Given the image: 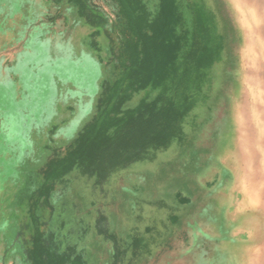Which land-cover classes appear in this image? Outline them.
I'll return each instance as SVG.
<instances>
[{
	"label": "rangeland",
	"instance_id": "374dc122",
	"mask_svg": "<svg viewBox=\"0 0 264 264\" xmlns=\"http://www.w3.org/2000/svg\"><path fill=\"white\" fill-rule=\"evenodd\" d=\"M145 1L156 10L159 0ZM222 4L232 24L229 64L211 71L208 100L191 114L185 144L117 172L103 186L75 170L68 186L57 188L54 213H42L47 226L86 249L91 264L111 259V243L91 229L101 209L121 238L157 226L168 245L172 235L162 222L169 211L160 202L178 209L182 227L172 248L160 254L154 246L145 264H264V0ZM91 5L109 29L114 6ZM56 14L67 21L54 22ZM93 30L67 0L58 7L49 0H0V264L22 262L18 235L28 221L27 197L52 155L48 147L68 146L96 115L100 82L113 77L114 64L99 63L89 48ZM101 40L109 59L111 45ZM70 107L77 112L51 142L50 130L71 118Z\"/></svg>",
	"mask_w": 264,
	"mask_h": 264
},
{
	"label": "trees",
	"instance_id": "16d2710c",
	"mask_svg": "<svg viewBox=\"0 0 264 264\" xmlns=\"http://www.w3.org/2000/svg\"><path fill=\"white\" fill-rule=\"evenodd\" d=\"M57 7L64 0H49ZM115 9L109 29L99 17L92 0H67L79 18L94 27L89 48L99 63L114 64L112 79L100 82L97 113L67 147L49 146L52 155L39 170L38 186L27 197L28 218L19 231L23 246L21 264H91L87 251L70 241V235L47 226L43 212L54 213L52 203L58 186L67 187L75 171L103 186L117 172L142 161H154L158 152L187 141L188 120L196 107L208 100L211 71L217 63L228 66L226 56L233 38L232 24L224 18L223 0H159L156 10L145 0H108ZM62 18L56 14L54 22ZM108 39L111 58L103 56L101 37ZM138 103L129 106L136 96ZM71 118L52 127L51 142L59 128L72 120L76 108H68ZM181 204H191L180 197ZM153 205V203H149ZM169 213L162 222L171 232L168 245L157 226L145 232L134 229L121 238L109 228L104 209L94 214L92 230L111 243V259L103 264H145L153 247L166 254L182 223L174 206L159 203ZM155 206V203H154ZM142 220V219H140ZM148 235H152L148 237ZM145 260V261H144Z\"/></svg>",
	"mask_w": 264,
	"mask_h": 264
},
{
	"label": "bare ground",
	"instance_id": "6f19581e",
	"mask_svg": "<svg viewBox=\"0 0 264 264\" xmlns=\"http://www.w3.org/2000/svg\"><path fill=\"white\" fill-rule=\"evenodd\" d=\"M245 145V144H244ZM245 185V184H244ZM241 187V186H240ZM238 193V192H237ZM249 203V202H248ZM245 249V248H244ZM249 252V251H248ZM242 256V255H241Z\"/></svg>",
	"mask_w": 264,
	"mask_h": 264
}]
</instances>
